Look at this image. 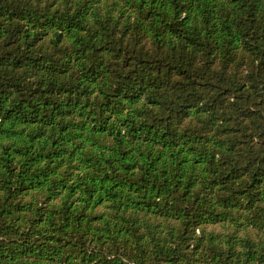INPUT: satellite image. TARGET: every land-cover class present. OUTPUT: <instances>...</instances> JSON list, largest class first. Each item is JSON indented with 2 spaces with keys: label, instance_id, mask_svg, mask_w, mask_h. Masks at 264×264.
<instances>
[{
  "label": "trees",
  "instance_id": "16d2710c",
  "mask_svg": "<svg viewBox=\"0 0 264 264\" xmlns=\"http://www.w3.org/2000/svg\"><path fill=\"white\" fill-rule=\"evenodd\" d=\"M0 264H264V0H0Z\"/></svg>",
  "mask_w": 264,
  "mask_h": 264
}]
</instances>
